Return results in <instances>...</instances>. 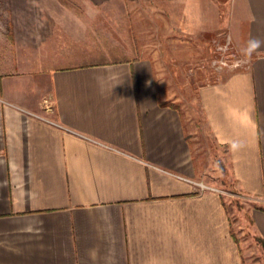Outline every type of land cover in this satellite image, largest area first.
Instances as JSON below:
<instances>
[{"label":"crops","instance_id":"1","mask_svg":"<svg viewBox=\"0 0 264 264\" xmlns=\"http://www.w3.org/2000/svg\"><path fill=\"white\" fill-rule=\"evenodd\" d=\"M159 1L192 54L221 33L239 58L190 104L176 52L61 64L32 13L0 28V264H264V46L242 51L264 41V0ZM197 179L252 196L249 240Z\"/></svg>","mask_w":264,"mask_h":264},{"label":"rangeland","instance_id":"2","mask_svg":"<svg viewBox=\"0 0 264 264\" xmlns=\"http://www.w3.org/2000/svg\"><path fill=\"white\" fill-rule=\"evenodd\" d=\"M30 13L38 19V33L47 39L52 53L58 56L55 61L61 64L73 63V53L84 49L114 59L139 57L144 52L155 57L176 52L169 64L181 70V74L174 75L178 87L175 95L181 105L194 100L196 84L210 81L229 63L234 65V48L221 33L207 39L203 36L198 55L192 54L193 40L175 20L178 8L159 0H0V28L9 34L14 22L24 29ZM221 55L227 57L223 60ZM195 181L197 186L210 187L222 196L229 207L235 236L249 240L248 226L244 237L239 226L243 225L242 214L254 206L252 196L239 192L233 183ZM251 240L263 246L259 236Z\"/></svg>","mask_w":264,"mask_h":264},{"label":"clouds","instance_id":"3","mask_svg":"<svg viewBox=\"0 0 264 264\" xmlns=\"http://www.w3.org/2000/svg\"><path fill=\"white\" fill-rule=\"evenodd\" d=\"M264 46V41L257 38H250L246 42V46L243 48V52L247 56H251L254 52H256L259 48Z\"/></svg>","mask_w":264,"mask_h":264},{"label":"built area","instance_id":"4","mask_svg":"<svg viewBox=\"0 0 264 264\" xmlns=\"http://www.w3.org/2000/svg\"><path fill=\"white\" fill-rule=\"evenodd\" d=\"M223 57L226 58L227 56H225V55H221V56H220V58L224 60ZM238 61H239V58H235V59H234V65H231V64L229 63V64H228L229 67H230V65H231L232 67L238 65ZM42 106H43L44 110L49 111V110L52 109V102H51L49 99L45 98V99L42 100ZM203 187H205V186H203ZM206 189H210V187H207Z\"/></svg>","mask_w":264,"mask_h":264}]
</instances>
